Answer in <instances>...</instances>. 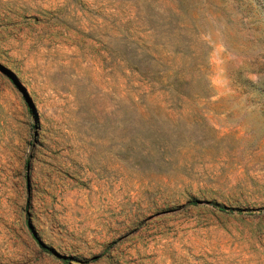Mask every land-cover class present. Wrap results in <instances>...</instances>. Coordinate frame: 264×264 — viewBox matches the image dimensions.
Masks as SVG:
<instances>
[{
  "label": "rangeland",
  "instance_id": "374dc122",
  "mask_svg": "<svg viewBox=\"0 0 264 264\" xmlns=\"http://www.w3.org/2000/svg\"><path fill=\"white\" fill-rule=\"evenodd\" d=\"M60 256L264 264V0H0V264Z\"/></svg>",
  "mask_w": 264,
  "mask_h": 264
},
{
  "label": "trees",
  "instance_id": "16d2710c",
  "mask_svg": "<svg viewBox=\"0 0 264 264\" xmlns=\"http://www.w3.org/2000/svg\"><path fill=\"white\" fill-rule=\"evenodd\" d=\"M121 61H122V62H125V64H126L128 67H130V68H133V69H134V67H136V66H134V64H129L125 58H122ZM135 69H136V68H135ZM137 69H140V68L137 67ZM37 243H38L39 247H40L43 251H46V252H49V251H50V249H49L48 247L44 246V245H43L42 243H40L38 240H37ZM60 258H61L63 264H69V262L67 261V258H66V257H64V256H60Z\"/></svg>",
  "mask_w": 264,
  "mask_h": 264
}]
</instances>
